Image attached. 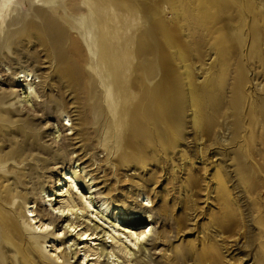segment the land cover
<instances>
[{
	"label": "rangeland",
	"instance_id": "1",
	"mask_svg": "<svg viewBox=\"0 0 264 264\" xmlns=\"http://www.w3.org/2000/svg\"><path fill=\"white\" fill-rule=\"evenodd\" d=\"M0 67L33 90L0 103V264H76L24 217L59 164L112 208L148 190L136 264H264V0H0Z\"/></svg>",
	"mask_w": 264,
	"mask_h": 264
},
{
	"label": "bare ground",
	"instance_id": "2",
	"mask_svg": "<svg viewBox=\"0 0 264 264\" xmlns=\"http://www.w3.org/2000/svg\"><path fill=\"white\" fill-rule=\"evenodd\" d=\"M49 34L52 36L44 37L45 45L56 52L63 37H54L53 33H50V31ZM55 59L58 63H62L63 61V58L58 54L55 56ZM9 74L12 78L4 74L2 68L0 69V91L4 85L10 86L12 89L9 93L3 90V92H0V103L1 101L6 102L8 98H15V96H17L18 104L20 103L25 106L30 105L28 103L32 100L31 96L33 94L31 75L26 71L18 72L15 77H13V72ZM20 78H22V80H20ZM41 78H44V75H41ZM23 82H27L24 85L28 88L27 91L19 89L22 87ZM33 83L35 82L33 81ZM28 107H31V105ZM52 110H55V108H52ZM63 126H66V124H63ZM69 126L71 127V125ZM68 135L74 136L73 133H69ZM66 137L67 136H65V138ZM75 137L77 139L76 144L80 145L75 149L79 150L82 147L80 153L85 154L87 150H89L87 148L88 146L86 147V145L81 143V140L78 139V135ZM64 141H68V139H64ZM63 148L61 147V152H64ZM58 149L59 148H57V150ZM77 157L79 158L80 156ZM59 165L60 166H57L56 169H62L64 173L60 176L59 180L56 181L55 188H53L55 191L52 190L51 195H49V192L43 189L44 187L40 188V193L47 195L46 200H43L44 196L42 200L50 203L51 209L47 211L43 209L40 203L35 205V207L30 203L28 204V215L24 214L29 225H33L37 229V231H31L32 234L45 235L49 233L51 229L59 228L55 232L52 231L51 235L57 233L55 241L58 243L65 241V245L67 243V249L64 246L62 251H58V253L62 254L63 252L65 258L76 260V264H136L137 257H140V255L145 256V254L149 252L146 246L149 245L148 243L151 241L153 234L152 226L155 217L152 213L153 203L148 196V190L144 189V187H142L141 190L143 192L142 195H146L145 201L148 203L138 205L133 201L134 208L132 210H128L124 205L112 208L108 200L110 198L118 199V197L114 196V193L111 194V189L105 186L98 187L99 182L96 181L95 176L89 178L87 181L89 184H87L85 188L87 190L86 194L82 195V193L78 191L80 190L76 182L78 176L74 170L70 167L65 168L64 165ZM38 168L46 171L44 170L46 169L44 166H39ZM39 174L41 173L35 172L34 169L31 172V179H35L33 176H38ZM85 174L90 175L88 172ZM64 186H68L70 191H64ZM70 188L75 190V192ZM104 191H107L105 194L106 196H104V198L100 197V194ZM128 196L121 194L119 199L121 198L123 202H127L130 199ZM56 198L60 200L56 202ZM52 202L58 205L57 208L51 205ZM30 208H34V210H30ZM107 213H109V215ZM161 213L162 211H160V214ZM142 219L145 221L143 223L147 222V224L141 226L143 224L139 222L138 225L140 226L135 228L136 221H141ZM47 221L55 224L53 228H50L52 224L46 223ZM59 224H61V226H59ZM161 224V227H164L163 223ZM157 244L159 243H155V245ZM59 248L61 247H56V251L59 250ZM56 258H59V256L57 255ZM216 259H218V256H216ZM56 263L60 264L63 262Z\"/></svg>",
	"mask_w": 264,
	"mask_h": 264
}]
</instances>
